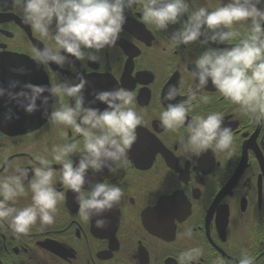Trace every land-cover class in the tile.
Wrapping results in <instances>:
<instances>
[{"label":"flooded vegetation","instance_id":"obj_1","mask_svg":"<svg viewBox=\"0 0 264 264\" xmlns=\"http://www.w3.org/2000/svg\"><path fill=\"white\" fill-rule=\"evenodd\" d=\"M218 2L189 0L190 10L212 9ZM0 7V84L7 87L9 80L19 79L52 85L82 73L89 81L87 99L94 89L131 90L144 121L137 126L126 165L116 175L107 169L88 174L90 180L119 184L124 192L118 207L104 214L105 228H96L95 219H81L75 196L57 171L55 186L64 199L53 223L42 226L38 221L28 233L15 234L7 221H0V264H179L180 253L193 247L203 253L193 264H238L245 251L254 257V264H264V124L244 114L209 83L201 92L208 102L198 98L189 119L223 113L234 134V151L229 156L208 149L189 161L179 143L187 124L171 132L158 119L169 85L179 89L178 101L186 99L187 89L195 88L189 61L206 45L172 47L169 38L181 25L158 30L145 23L134 6L126 11L120 38L98 54V63L72 61L71 70L68 65L38 66L31 49L47 47L50 41L21 22L20 8L6 2ZM20 67L26 75L12 71ZM9 107L6 97L0 99V175L14 174L18 167L30 169L36 156L46 157L59 170L52 150L82 138L73 127L50 123L39 112L28 116L17 110L19 119L6 120ZM24 183L27 188L28 180ZM28 202L30 194L17 206ZM188 228L191 237L183 234Z\"/></svg>","mask_w":264,"mask_h":264},{"label":"clouds","instance_id":"obj_2","mask_svg":"<svg viewBox=\"0 0 264 264\" xmlns=\"http://www.w3.org/2000/svg\"><path fill=\"white\" fill-rule=\"evenodd\" d=\"M5 2L20 8L21 22L50 41L47 47L31 49L38 66L55 64L63 69L68 65L71 70L72 61L98 63V54L120 38L126 11L134 6L140 9L141 19L158 30L181 25L169 38L172 47L195 42L206 45L189 61L195 88L187 89L186 99L178 101L179 89L169 85L162 97L165 107L158 116L161 127L171 132L187 124L179 143L189 161L208 149L229 156L234 151V134L223 113L189 119L198 98L208 102L209 97L201 92L209 83L244 114L264 124V0H219L212 9L200 6L195 10H190L189 0H0V5ZM234 40L238 43L233 44ZM12 71L19 76L27 74L23 67ZM88 85L82 73L52 85L19 79L9 80L7 87L0 84V99L6 97L12 105L4 119H19L17 110L28 116L39 112L50 123L73 127L82 138L52 150V159L61 165L59 170L46 157L36 156L30 169L18 167L14 174L0 175V221H7L15 234L28 233L38 221L42 226L53 223L57 205L64 199L55 186L57 171L63 185L73 192L81 219H95L98 229L108 223L104 214L121 202L124 192L119 184L90 180L88 174L107 169L116 175L126 165L143 116L133 91L94 89L88 93L92 98L87 99ZM29 194L30 202L17 206L19 199ZM183 234L191 237L192 229ZM202 254L199 247L189 248L180 253L179 264H193ZM238 264H254V257L245 251Z\"/></svg>","mask_w":264,"mask_h":264},{"label":"water","instance_id":"obj_3","mask_svg":"<svg viewBox=\"0 0 264 264\" xmlns=\"http://www.w3.org/2000/svg\"><path fill=\"white\" fill-rule=\"evenodd\" d=\"M48 85H49V84H48ZM28 129H30V128H28ZM28 129H27V130H28Z\"/></svg>","mask_w":264,"mask_h":264}]
</instances>
